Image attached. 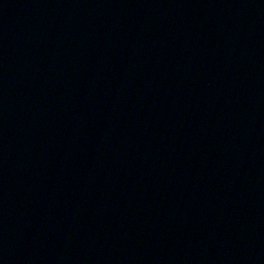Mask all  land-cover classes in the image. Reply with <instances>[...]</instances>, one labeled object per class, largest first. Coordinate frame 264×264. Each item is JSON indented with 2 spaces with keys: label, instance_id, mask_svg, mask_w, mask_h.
<instances>
[{
  "label": "water",
  "instance_id": "obj_1",
  "mask_svg": "<svg viewBox=\"0 0 264 264\" xmlns=\"http://www.w3.org/2000/svg\"><path fill=\"white\" fill-rule=\"evenodd\" d=\"M0 264H264V0H0Z\"/></svg>",
  "mask_w": 264,
  "mask_h": 264
}]
</instances>
